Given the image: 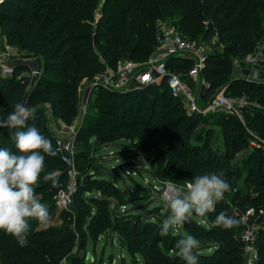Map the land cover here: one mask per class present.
Wrapping results in <instances>:
<instances>
[{
  "label": "trees",
  "instance_id": "1",
  "mask_svg": "<svg viewBox=\"0 0 264 264\" xmlns=\"http://www.w3.org/2000/svg\"><path fill=\"white\" fill-rule=\"evenodd\" d=\"M42 1L49 0H0L1 34L7 42L41 56L38 59L41 72L33 83L30 76L23 74L28 69L23 61H18L12 74L0 73V117L12 110L14 102L23 101L33 108L26 125L38 127L57 149L55 155L44 154V164L51 171L62 169L55 175L57 184L53 186L51 179H43L45 173L41 171L34 185L37 192H57L66 186L69 174L57 139L49 129L46 110L33 106L34 101L46 99L52 112L64 123L73 122L80 106L78 92L83 80L104 70L108 63L117 64L121 56L145 61L156 44L157 19L180 12L176 25L186 36L209 40L217 33L219 40L202 68V76L209 81L210 89L226 87L227 94L246 95L264 103V81L237 74L233 65L235 57L243 58L254 52L258 43L264 44V20L257 16L251 4L256 0H119L111 13H103L96 20L89 35H77L67 25L52 26L53 23L46 24L37 19L33 4ZM90 2L92 0H75L73 3L85 6ZM229 3L233 8L225 10ZM118 5L121 8L116 13ZM92 43L103 60L88 55ZM168 66L185 74L193 67V60L172 57ZM87 106L100 115H89L80 128L82 137H76L78 152L81 149L90 151L96 145L113 140L119 130H125L122 123H113L117 113L122 117L129 115L138 121L127 125V129L133 126L131 129L142 140V146L149 147L151 155L167 174H191L192 178L204 171L222 170L231 187L206 217H200L203 222L196 221L192 215L182 223V231H172L171 239L162 251L157 247V241L151 246H137L141 242L139 236L145 235L140 232L150 229L153 223L159 226L169 209L164 214L145 211L133 215L120 209L115 212L117 204L124 202L120 190L111 183L101 182L98 188L103 190L102 195H92L99 179L94 175L84 181L88 176L86 173L76 183L71 211L65 209L81 220L80 227L82 232L84 229L86 240L91 233L85 229L91 228L89 220L96 214L103 217L104 226L109 224L121 229V236L118 235L121 249L135 258L140 255L142 264H185L178 249L174 248V242L186 233L198 238V262L246 264L244 242L239 238L245 226L240 214L248 207L264 206V150L250 145V134L238 117L222 112L188 113L180 98L172 93L166 77L158 83L128 90L98 87ZM246 122L264 137L263 112L250 109L246 112ZM12 132L14 129L0 128V146L13 148ZM48 206L49 213L60 208L55 202ZM221 210L238 222L228 228L214 225L212 220ZM122 215L126 218L135 216V224L130 227L129 221L123 226L116 223ZM259 226L255 240L257 264H264V219L259 221ZM43 236L39 239L28 232V243L21 246L11 234L0 231V264H57L58 258L66 252L53 254L48 239ZM83 263H86L85 259Z\"/></svg>",
  "mask_w": 264,
  "mask_h": 264
},
{
  "label": "rangeland",
  "instance_id": "2",
  "mask_svg": "<svg viewBox=\"0 0 264 264\" xmlns=\"http://www.w3.org/2000/svg\"><path fill=\"white\" fill-rule=\"evenodd\" d=\"M74 1L75 0H49L33 4L35 6V16L46 24L53 23L52 26L61 24L67 25L74 34L89 35L93 31L96 20L103 13H111L114 10L113 6L118 4L119 0H92V2L85 6H81L77 3L74 4ZM251 4L257 16L264 20V0H256L255 2H251ZM117 7H119V5ZM120 8L121 7L117 8L115 12L118 13ZM231 8H233L231 3L225 6V10ZM179 16L180 12H176L170 17L157 19L155 21L157 31L163 24L177 26L176 23ZM200 37L201 36H196L195 39L200 40ZM261 44L262 42L258 43V45ZM90 46L92 49L88 55L103 60L96 45L92 43ZM4 57L6 59H14L15 61L25 58L24 60L30 61L27 69L28 72L31 73L33 66L36 67L35 69H38L39 73L41 72L38 61L41 56L37 55L35 52L22 50L16 45L7 42L4 35L0 32V59H4ZM124 59H127V57L121 56L118 61ZM117 65L118 63H108L107 67H110L111 70L116 69ZM97 73L99 72H94L90 77L84 79V83L80 89ZM134 85L136 84L134 83ZM96 89L97 88L94 89V92ZM78 95L80 96V90ZM94 98L95 95L92 102ZM33 106L45 108L49 129L56 139H64L72 135V132L66 129L70 124L75 125L76 137H82L80 136L82 132L80 128L87 122L86 118L89 115H91V117L100 115L97 110L90 109L88 106L85 109L79 106L73 122L64 123L59 116H56L52 112L46 99L34 101ZM116 116L117 118L113 123H122L125 130H119L113 140L102 145H96L90 149V151L83 149L79 150L74 163V170L76 172L75 177H71L68 180L77 183L86 173H88L89 178H91L96 175L91 167L96 163H103L111 168L112 174L106 176L96 175L99 180L96 183V188H94L90 194L101 196L103 190L98 188V186L101 182H108L120 190L119 194L124 200L123 204H117L115 212L120 209L121 212L126 210L127 214L133 213V215H139L155 207L162 206L160 211L164 214V211L168 209L167 201L163 197L166 182L183 185L191 179V174H188L189 176L187 174L180 175L177 172L167 174L163 166L158 165L157 161L153 158L149 147L146 145L142 146V140L132 131L133 126L127 129V125L135 124L138 119L129 115L122 117L120 114L118 115V113ZM217 127L218 125L215 126V128ZM135 161H137L138 164L135 163ZM49 171H51L49 167L44 164L42 172L46 174ZM61 171L62 169L55 168V175H58ZM35 194L47 208L50 202H55V204H58L60 207L56 212L49 213L47 224L40 223L35 218H28L30 234L34 233L35 237L39 239L44 235L43 237H46L51 245V252L53 254L59 255L60 252H66L58 258L57 264H142L140 255L135 258L131 253L121 249V242L118 238L121 229H115L114 225L112 226L109 224L104 226L106 223L103 221L101 215L94 214V218H90L89 223H91V228L88 227L85 229V232L91 233V235L89 239L86 240L84 229L82 232L80 227L81 220L74 215L75 213L68 212L71 210L60 205L58 191L51 192L42 190L37 192L35 190ZM101 213H104V210H102ZM193 215V219L196 221H203V219L200 220V215L195 212H193ZM135 220V216L126 218V216L122 215L116 223L123 226L129 221L128 225L132 227V225L135 224ZM141 228L143 227L141 226ZM172 231H182V223L173 226L169 233L163 236L159 233V226L153 223L150 225V229L140 232L145 235L139 236L141 242L137 247H142L143 245L151 246L157 241V247L161 250L165 249L169 239H171L170 236ZM171 242H173V239ZM175 247L176 243L174 244V248ZM146 248H148V246ZM84 259L86 263H83ZM49 262H53L50 255ZM198 264L207 263L201 261L198 262Z\"/></svg>",
  "mask_w": 264,
  "mask_h": 264
},
{
  "label": "built area",
  "instance_id": "3",
  "mask_svg": "<svg viewBox=\"0 0 264 264\" xmlns=\"http://www.w3.org/2000/svg\"><path fill=\"white\" fill-rule=\"evenodd\" d=\"M218 40L217 33L209 40H197L183 34L177 26L163 24L158 28L154 49L145 61H134L127 58L118 61L116 69L110 70V67L106 66L80 89V106L84 109L87 107L95 88L102 86L108 89L128 90L158 83L166 77L172 93L180 98L188 113L222 112L235 115L246 126L250 134V145L264 150V137L251 129L246 122V112L253 108L264 113V103L250 99L246 95L227 94L226 87L210 89L209 81L202 76L205 59ZM172 57L192 59L193 67L185 74L173 71L168 66V61ZM24 59L18 61H23L28 65L30 61ZM18 61L5 57L0 59V73L3 75L13 73ZM233 65L237 74L255 81H264V44L257 45L254 52L248 53L243 58L235 57ZM32 68L31 73L26 70L23 74L30 76V82L33 83L39 71L35 69V66ZM66 129L72 132V135L57 139V146L62 160L68 166V174L71 178L76 174L74 163L78 149L75 125L70 124ZM75 187L76 182L68 180L66 186L58 190L60 205L69 210L72 209ZM163 197L168 201L169 193L166 187ZM240 219L245 225L239 233V238L244 242L246 264H257L258 250L255 240L260 228L259 221L264 219V206L258 209L248 207L241 212Z\"/></svg>",
  "mask_w": 264,
  "mask_h": 264
},
{
  "label": "clouds",
  "instance_id": "4",
  "mask_svg": "<svg viewBox=\"0 0 264 264\" xmlns=\"http://www.w3.org/2000/svg\"><path fill=\"white\" fill-rule=\"evenodd\" d=\"M33 108L16 101L12 110L0 117V128L14 129L13 148L0 146V231L11 234L24 246L28 243L29 220L43 224L49 220V210L36 196L34 185L44 167L45 155H55L57 149L51 139L35 125H26ZM43 179L57 184L55 172L49 171ZM230 183L222 170L197 173L183 185L166 182L169 193L168 214L161 219L159 233H169L173 226L187 221L193 212L206 217L216 202L230 190ZM203 222V221H202ZM238 221L221 210L212 220L214 225L228 228ZM176 248L185 264H198V238L186 233L176 240Z\"/></svg>",
  "mask_w": 264,
  "mask_h": 264
},
{
  "label": "water",
  "instance_id": "5",
  "mask_svg": "<svg viewBox=\"0 0 264 264\" xmlns=\"http://www.w3.org/2000/svg\"><path fill=\"white\" fill-rule=\"evenodd\" d=\"M93 171L96 175H111L112 174V170L110 167H107L105 164L103 163H96L93 165ZM89 178V175L85 178V180ZM162 209V206L160 207H155L151 210H148L147 213H155V214H162V212L160 211ZM186 222V221H185Z\"/></svg>",
  "mask_w": 264,
  "mask_h": 264
}]
</instances>
